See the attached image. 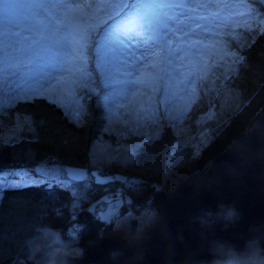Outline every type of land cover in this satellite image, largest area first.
Returning a JSON list of instances; mask_svg holds the SVG:
<instances>
[{"label": "rangeland", "instance_id": "rangeland-1", "mask_svg": "<svg viewBox=\"0 0 264 264\" xmlns=\"http://www.w3.org/2000/svg\"><path fill=\"white\" fill-rule=\"evenodd\" d=\"M129 2L130 0H83V3L93 5L87 11L93 25L100 26L98 33L100 37L111 32L114 23L120 19L117 13ZM157 2L183 7L165 10L171 17L168 36L163 42L151 41L154 54L150 59L141 61L139 52L135 53L140 78H157L156 86L136 89L126 98L117 97L113 108L120 115L114 122L108 124L102 119L96 98L88 92L89 88L94 87V84L89 83V75L93 80L97 77V73L93 71L94 64L86 62L87 72L79 71V66L75 69L68 66V70L62 76L58 75L48 85L47 95L20 99V87L34 88L36 85L31 81L21 80L13 73L21 72L26 75L31 65L27 60L22 67L15 62L9 64L3 51L7 38L0 34V145L5 143L12 132H15V141L31 137L32 132L17 128L18 124L24 125L25 117L15 112L14 108L18 102L45 97L58 101L57 104L67 112L77 107L76 102L83 97L82 102L86 103L88 108L85 122L83 124L75 122L86 126L95 122L94 125L100 128V135L91 147L90 166L60 164L87 169L91 177V173L95 171L93 159L107 161L110 154L115 155L112 150L118 146L138 147L148 137L153 141L166 131L176 136L175 148L190 145L196 155H199L215 137L222 124L229 121L245 102L244 95L248 89V82L243 75L246 66L244 67L242 51L259 33L264 32V24H260V21L264 20V0H157ZM204 5L208 7L199 9V6ZM214 5L221 7H213ZM223 5L235 6L225 8ZM14 11L18 17L26 14V10L23 9ZM257 12L260 13L259 16L256 15ZM8 14V10L0 4V23ZM209 14L215 19L198 20L199 17ZM65 15L63 9L52 8L40 13V17L37 18L39 22L37 19L29 21L35 25L32 35L37 39L43 37L44 48L50 47L58 38L56 20L59 18L63 21ZM150 37L151 34L141 36L140 40L147 41ZM117 67L120 74L116 78L125 79L124 67L122 65ZM77 88L80 89L79 95L76 94ZM13 101L14 106L8 107V103ZM145 110L152 114L154 124L142 119L140 114ZM132 131L135 134H130ZM38 163L18 164L1 172L22 167L33 169ZM102 174L138 177L120 163L108 164ZM172 178V173L167 171L161 182L143 181L141 185L133 188H126L119 182L97 184L94 178L72 182L67 184L72 191L68 207L72 214H75L82 206H86L100 219L101 213L108 211L109 203H115L114 199L106 200L105 197L112 198L122 191L123 203L117 207L119 222L117 223V219L110 221L100 219L106 228L95 238L91 247L98 249L100 240L106 235L149 236L160 217L155 207L154 193L165 191L166 187L173 191L179 182H173ZM74 192L83 194L79 207L75 210L72 209ZM45 229L51 230L61 243L69 237L77 239L78 236L73 228L68 232L66 228H59L57 221L51 227L44 226L43 230Z\"/></svg>", "mask_w": 264, "mask_h": 264}, {"label": "snow or ice", "instance_id": "snow-or-ice-1", "mask_svg": "<svg viewBox=\"0 0 264 264\" xmlns=\"http://www.w3.org/2000/svg\"><path fill=\"white\" fill-rule=\"evenodd\" d=\"M0 4L8 10L9 14L4 16L0 23V34L7 38L3 45L5 59L9 64L15 62L21 67L27 60L31 67L25 75L21 72L13 73L21 80L31 81L36 87L28 88L22 86L19 89L20 99H27L48 94V85L55 80L58 75H63L68 70V66L79 71L87 72V64H94V72L97 73L95 80L89 75V83L94 87L89 88L90 92L97 100V106L101 109V116L105 124L114 122L119 117V112L113 108V103L117 99L126 98L134 90L139 88H154L157 78H140V71L137 67L135 53L138 51L140 60H147L153 56L152 40L163 42L168 36V28L171 17L166 9L183 7V5L159 3L157 0H130L129 3L121 7L120 17L109 34L103 37L98 35L100 26L93 25L88 9L93 5L83 3V0H56V2H44V0H0ZM235 5H223V7H233ZM207 5L199 6V9L207 8ZM213 7H221L214 5ZM52 8L63 9L65 18L56 20V32L58 38L50 47L44 48L42 41L32 35L35 25L29 21L40 17L42 11ZM26 10V14L18 17L14 10ZM75 10V11H72ZM260 15L259 12L256 13ZM111 19V18H110ZM214 20L211 14L201 16L198 20ZM197 20V27L199 22ZM37 22L39 20L37 19ZM264 24V20L260 21ZM28 33L29 35H25ZM151 37L147 41H141V36ZM117 65H122L125 69V79H117L120 69ZM75 86V82H73ZM120 89H123L121 92ZM77 95L80 89L77 88ZM54 96L55 93L53 92ZM77 101V107L67 111L65 115L70 119L83 124L88 112L86 103ZM57 103L56 100H51ZM14 101L8 103V107L14 106ZM144 121L152 119V114L145 110L140 114ZM127 123V121H125ZM26 125V127H25ZM18 129H23L33 133L34 139H39L37 129L29 115L24 117V125H17ZM130 134H135L134 131ZM15 132L9 135L5 143H14ZM148 137L140 146H118L112 151L115 155H109L107 161L93 159L95 171L88 174L87 169L68 167L60 164L54 157L46 158L39 162L35 168H18L0 172V192L6 188H17L26 185H39L48 181H55L58 184L67 185L72 182H81L94 178L95 183L105 184L119 182L126 188H133L141 185L143 180L138 177L123 175H103V169L108 164L120 163L124 167H136L139 163V156L143 152L144 146L150 142ZM123 148V152H121ZM91 155V154H90ZM35 173V175L33 174ZM75 199L72 202V209L79 207L82 193H73ZM123 192H118L114 197H105L106 200L114 199L115 203H109L108 211L102 212L100 219L110 221L117 219L119 222L117 207L123 203ZM130 203V201H129ZM76 225L74 228H82Z\"/></svg>", "mask_w": 264, "mask_h": 264}, {"label": "trees", "instance_id": "trees-1", "mask_svg": "<svg viewBox=\"0 0 264 264\" xmlns=\"http://www.w3.org/2000/svg\"><path fill=\"white\" fill-rule=\"evenodd\" d=\"M242 56L246 66L243 75L248 82L245 102L229 121L222 124L199 155L190 145L175 148L176 136L166 131L144 146L136 167L125 168L151 183L161 182L168 171L172 173L173 182L178 183L193 172L204 171L224 149L248 133L264 109V32L246 45ZM50 101L36 97L17 103L15 112L31 116L39 139H34L32 133L31 137L1 144L0 172L49 157H55L62 164L90 166L91 147L100 135L99 126L94 125L95 122L89 126L78 125L65 115L66 111L59 104ZM164 190L169 191L167 187ZM71 197L70 187L55 181L3 189L0 197V264H36L29 254L28 241L44 226L51 227L56 221L59 228H66L67 232L73 228L77 232V239L69 237L64 242L81 249L91 247L106 226L86 206L72 214L68 207ZM76 225L83 227L76 229Z\"/></svg>", "mask_w": 264, "mask_h": 264}, {"label": "water", "instance_id": "water-1", "mask_svg": "<svg viewBox=\"0 0 264 264\" xmlns=\"http://www.w3.org/2000/svg\"><path fill=\"white\" fill-rule=\"evenodd\" d=\"M154 198L160 217L149 236H136L142 240L134 244L128 239L131 236L106 235L98 249L84 248L75 264H113L109 256L113 249L123 252L120 264H164L167 241L175 244L177 261L186 248L198 259H210L199 239V226L190 217L200 208H214L219 201L235 204L242 221L228 229L217 227L215 235L242 244L248 225L264 217V109L248 133L224 149L205 171L189 174L173 191H158Z\"/></svg>", "mask_w": 264, "mask_h": 264}, {"label": "clouds", "instance_id": "clouds-1", "mask_svg": "<svg viewBox=\"0 0 264 264\" xmlns=\"http://www.w3.org/2000/svg\"><path fill=\"white\" fill-rule=\"evenodd\" d=\"M242 214L235 204L217 202L214 208L204 207L190 217V222L199 226V239L207 247L210 259H198L195 252L185 250L183 258L176 260L175 244L167 241L164 246V264H264V217L248 225L242 244L215 235L217 227L228 229L239 225ZM139 244L142 237H128ZM182 239V238H181ZM29 254L36 264H75L83 255V249L68 242H58L51 230H42L29 239ZM121 249H113L109 256L113 264H120ZM137 262L139 256L136 257Z\"/></svg>", "mask_w": 264, "mask_h": 264}]
</instances>
